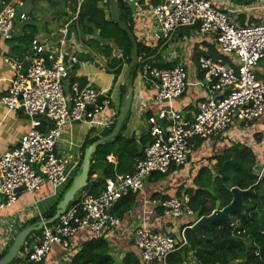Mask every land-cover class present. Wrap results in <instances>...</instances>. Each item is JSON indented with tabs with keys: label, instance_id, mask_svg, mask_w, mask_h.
Listing matches in <instances>:
<instances>
[{
	"label": "built area",
	"instance_id": "obj_1",
	"mask_svg": "<svg viewBox=\"0 0 264 264\" xmlns=\"http://www.w3.org/2000/svg\"><path fill=\"white\" fill-rule=\"evenodd\" d=\"M81 1L73 17L59 29V49L52 50L40 38H34L26 62L10 63L14 77L1 100L9 110L22 112L30 120L31 128L0 156L2 206L16 204L22 186L34 194L46 183L57 187L68 182V160L57 151L66 124L87 122L91 127L101 125L107 129L115 121V115L109 113L110 94L96 90L90 83L68 82L79 63L77 51L69 52L68 48L78 42L75 33L70 32V24L78 18ZM218 2L162 0L152 7L157 22L153 40L168 39L180 28L192 27L233 62L201 55L198 69L204 72V77L195 82L189 80L183 64L174 67L145 64L141 76L157 81L154 101L160 108L148 118L152 140L144 155L137 158L132 172L107 178L100 195L83 193L56 222L43 227L34 246H26L18 253L15 264L43 262L55 244L68 247L70 239L83 229L101 234L109 225L118 226L121 218L111 213L113 205L129 192L143 190L154 172L166 174L173 166L185 165L196 138L220 140L231 128L249 126L264 118V0L241 5L229 3L225 7ZM133 3L140 5L139 1ZM22 5L20 0L0 1V37H11L16 20L28 18L20 11ZM240 14L252 15L254 19L241 24ZM191 85L204 88L205 96L196 102L195 112L188 117L175 108L174 101ZM263 174L264 163L260 176ZM189 201L187 193L154 201L175 222L184 218L193 220L184 223L178 232L137 227L132 239L140 250L142 264H169V255L188 245L186 231L201 218L196 217Z\"/></svg>",
	"mask_w": 264,
	"mask_h": 264
},
{
	"label": "crops",
	"instance_id": "obj_2",
	"mask_svg": "<svg viewBox=\"0 0 264 264\" xmlns=\"http://www.w3.org/2000/svg\"><path fill=\"white\" fill-rule=\"evenodd\" d=\"M20 1L23 2L20 11L25 12L28 18L26 20H16L11 37H0V156L13 148L31 128L30 120L22 112L9 110L1 100L2 96L8 92V88L14 77V71L10 63L15 61L26 62L25 58L29 56L31 52L32 40L34 38H40V40L52 50L59 49V29L75 14L70 7V2L66 0ZM134 1H139L140 5L135 6L133 3ZM161 1L162 0L127 1L134 11L135 33L149 44L157 43V40L152 39L157 22L151 9ZM218 1H220L218 3L224 7L229 6V3L241 5V3H236L231 0H229V2H227V0ZM249 18L252 19L253 16L245 14L246 23H248ZM182 29L186 31L183 35L180 32L181 29H179L168 39H164L159 51L163 52V61L168 63L176 62V65L183 64L188 71L189 80L195 82L204 77V75H199L201 71L198 69L199 59L196 58L197 51L198 49L208 51V47L213 45L209 42V38L202 36L196 29L191 27L188 31L185 28ZM32 36L33 38L31 39ZM164 44L166 45L163 46ZM170 48H173L176 53L178 51H180V53L175 55L171 53ZM74 50L77 51V56L78 54L84 55L88 52L80 42L71 43L68 51L71 52ZM104 63L103 57L99 55H96V59L93 60L80 59L78 66L72 74L77 77V80L80 81L81 84L82 82H85V84L90 83L96 90L110 94L111 110L109 113L111 112V115L114 114L116 119L118 118L117 114L120 111L123 101L122 86L125 85L124 77L128 67L126 66L124 68L122 75L115 81L114 74L107 71ZM156 83L157 81L155 79H143L141 74L134 79V98L131 109L128 112L129 117L126 121V128L124 130V135L126 137L133 136L139 141L143 135L149 133L148 118L151 115H155L160 108V105L154 101V95L157 90ZM204 96V88L191 85L187 87V90L180 98L174 101V106L184 112L188 117H192V113L196 110V102ZM257 121L258 119L253 122L254 126L251 131H248V129L252 123L249 126L231 128L228 131V135L220 140L206 141L205 145L203 144L200 148L193 150L191 158L187 163L192 162L191 166H195L196 174L200 166L208 163L207 157L222 152L233 142H242L251 147L256 153L259 163H264V144L260 143V141H262V134L257 135L262 131V128L256 126L257 123L264 124V118ZM105 129L106 128L101 125L99 127H91L87 122H72L66 124L63 127V135L57 145V151L68 160V182L57 187H54L50 183H46L41 191L34 194L26 189L21 190L19 191L17 203L12 206H2L4 199L0 196V252L14 240L20 228L26 225L28 221L34 218H39L38 221L46 219L43 215L50 211L54 205H58L67 190L68 183L70 181L72 182L73 178L81 170L85 141L88 137L97 135ZM249 144L258 145V147L254 149ZM109 158H112V161H110ZM108 160L113 164L117 163V158L114 154H110ZM174 170H181V168L177 167L173 169V171ZM170 176L169 179L164 180L163 177L156 175L154 172L147 181L144 189L137 192L139 194L138 202L123 219L121 218V223L118 226L113 227L109 225L105 227L101 234H96L91 229H83L70 239L68 247L55 244L47 258L39 264H72V259L75 254H77L85 244L99 237L108 240L111 254L115 258V264H122L123 259L129 252H133L137 256L139 255L140 259V250L136 247L132 239L134 230L137 227L145 226L157 231L178 232L181 230L184 223L190 221L189 218H184L176 222L173 221L166 217L163 214L162 207L154 202L155 200L163 199L162 194L176 195V191L180 185H192V177L190 180H186L183 175L176 177V175L171 174ZM171 178L175 183L171 182ZM169 184L172 186L169 187ZM163 186L166 188H163ZM85 192L87 191L84 190L81 195ZM155 193H157L158 196L154 197ZM37 242L38 238L28 246L32 247ZM26 248L28 247H24L21 250H25ZM117 259L119 263H117ZM185 264L198 263L190 254Z\"/></svg>",
	"mask_w": 264,
	"mask_h": 264
},
{
	"label": "trees",
	"instance_id": "obj_3",
	"mask_svg": "<svg viewBox=\"0 0 264 264\" xmlns=\"http://www.w3.org/2000/svg\"><path fill=\"white\" fill-rule=\"evenodd\" d=\"M3 1L9 2L11 0ZM24 1L26 2V0ZM66 1L70 2V7L75 13L79 0ZM231 1L247 4L253 0ZM117 3L119 17L126 29L121 28L113 18L110 12L109 0L81 1L78 18L70 24V32H76L78 42L88 51L84 55L78 54V58L93 60L96 59V55L103 57L107 71L113 73L114 79L117 81L124 72V68L131 63L133 49L137 44V60L129 78L131 84L142 73L145 64L158 67H174L176 62L163 61V52L159 51L165 38L158 39L157 43L153 44H149L140 38L135 33L132 7L125 0H117ZM239 19L241 24H246L245 14H240ZM253 19L249 18L248 22ZM182 28L187 31L190 29V27ZM182 28H180V32L183 35L186 31ZM201 55L213 56L220 61L233 62L232 59L220 54L214 46H209L208 51L198 49L196 58L199 59ZM77 66L78 64L74 66V70ZM199 75L203 76L204 72L201 71ZM75 80H77V77L71 74L68 82ZM82 84L84 85L85 82H82ZM122 90L124 99L126 94L125 85L122 86ZM118 115L119 112L117 117ZM128 117L129 115H127L117 136L98 146L91 160L88 187L78 193L77 199L89 187L92 195H100L105 188L107 178L115 177L117 173L132 172L137 158L144 155L145 147L152 140V136L148 133L143 135L139 141L133 136L126 137L124 130ZM116 120L117 118L110 128L87 138L83 147V154L90 144L112 132ZM258 135L261 134L258 133ZM209 140L212 139L196 138L194 149L200 148L203 142ZM110 154H114L117 158L116 164L109 162L108 156ZM262 165L263 163H259L256 153L251 147L242 142H233L222 152L213 154L208 159L207 164L199 167L192 178V185H180L178 187L175 196H182L183 193H187L190 197L189 205L196 212V217L210 215L215 209L217 200H220L221 208L227 206L232 201L231 189L235 186L245 190L252 188V192L245 196V202L253 204V207L249 208L243 215L233 214L231 223L216 221L211 226L204 227L202 234L207 238L206 242L202 241L191 228H188L186 231L188 245L171 253L168 257L169 264H185L190 254L198 264H264V174L260 176ZM175 168L177 167L173 166L171 171ZM155 174L160 175V177L165 175V173L160 172H155ZM70 185L71 181L68 183L67 189ZM138 195L137 192H129L127 195L122 196L113 205L111 213L123 219L138 202ZM156 196H158L157 193L154 197ZM169 196L172 195L162 194L163 199ZM56 207L57 204L46 212L43 217L46 219L52 217ZM38 220L39 218H34L28 221L20 230ZM192 220L191 218L189 223ZM41 236L42 230L33 232L22 249L31 245L35 239ZM12 243L13 241L0 252V258L7 253ZM16 261L17 258L11 264H15ZM72 264H115V258L111 254L108 240L99 237L85 244L73 257ZM122 264L142 263L139 255L129 252L123 259Z\"/></svg>",
	"mask_w": 264,
	"mask_h": 264
},
{
	"label": "water",
	"instance_id": "obj_4",
	"mask_svg": "<svg viewBox=\"0 0 264 264\" xmlns=\"http://www.w3.org/2000/svg\"><path fill=\"white\" fill-rule=\"evenodd\" d=\"M110 12L116 22L119 23L120 27L126 29L125 25L121 21L119 17V7L117 0H109ZM131 35V34H130ZM75 36L77 34L75 32ZM137 60V44H135V48L133 49V56L131 63L128 66V69L125 73L124 84L126 86V95L122 101L118 118L116 120V124L110 134L107 136L101 137L96 140L92 144H90L84 151V157L82 161V167L80 172L73 178L70 187L66 190L63 195V198L57 205V209L55 214L49 219H43L31 225H28L21 229L15 236L13 243L9 247L7 253L0 258V264H11L17 258L18 253L21 251L22 247L26 244L27 239L31 236L33 232L40 231L46 225H51L56 222L60 216L65 212V210L69 207L71 203H73L77 199L78 193L88 187L89 176H90V167L91 160L96 152L98 146L110 139H113L120 132L123 123L125 122L128 112L131 109L132 101L134 98V90L133 84L129 82V77L131 71L134 67V64ZM26 187L22 186L19 191L25 190ZM232 191V201L225 207L221 208L220 200L216 201L214 211L207 216L201 217L197 220L192 226L191 229L197 234V236L204 242L207 241L202 234V230L204 227L211 226L216 221H224L227 223H231L233 219V214H245V212L253 207V204H249L245 202V196L252 192V188L249 189H241L239 186H235L231 189ZM91 192V188L87 189V193Z\"/></svg>",
	"mask_w": 264,
	"mask_h": 264
},
{
	"label": "rangeland",
	"instance_id": "obj_5",
	"mask_svg": "<svg viewBox=\"0 0 264 264\" xmlns=\"http://www.w3.org/2000/svg\"><path fill=\"white\" fill-rule=\"evenodd\" d=\"M166 44H164L163 46H165ZM171 49V53H173V54H175V55H177L178 53H180V51H178L177 53H176V51H174V49L173 48H170ZM263 118H260V119H258V121H260V120H262ZM257 121V122H258ZM256 122V123H257ZM253 126H254V123H252V125L249 127V129H248V131L250 130H252L253 129ZM256 126L257 127H260V128H262V131L261 132H259V134H262V141H260V143H263L264 144V134H263V127H264V124H259V123H257L256 124ZM258 135V134H257ZM256 139V138H255ZM260 140H261V138H260ZM206 142V141H205ZM205 142H203V144L205 145ZM256 142H258V141H256ZM202 144V145H203ZM249 145H251L254 149L256 148V147H258V145H254V144H249ZM207 156H209V155H207ZM206 157V156H205ZM210 158V156L209 157H207V159H209ZM192 165V162L191 163H186L185 165H183L182 167H181V170H172V171H170L169 173H166L164 176H163V179L164 180H167V179H169L171 176V174H174V175H176V177H179L180 175H183L185 178H186V180H190L191 179V177L193 178L194 177V174H195V170H196V168H195V166H191ZM263 167V166H262ZM183 177V178H184ZM184 178V179H185ZM166 182V181H165ZM171 182H173V183H175L174 182V180H172V178H171ZM169 187L170 186H172L171 184H169L168 185ZM175 186V185H174ZM187 186V185H186ZM163 188H166L165 186H163ZM164 190V189H163ZM117 261V263H119V261H118V259L116 260Z\"/></svg>",
	"mask_w": 264,
	"mask_h": 264
}]
</instances>
